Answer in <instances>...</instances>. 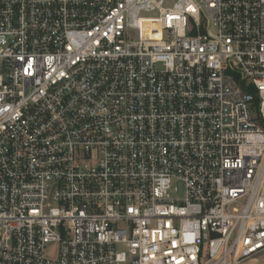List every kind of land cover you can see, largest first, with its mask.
<instances>
[{"label":"built area","instance_id":"built-area-1","mask_svg":"<svg viewBox=\"0 0 264 264\" xmlns=\"http://www.w3.org/2000/svg\"><path fill=\"white\" fill-rule=\"evenodd\" d=\"M259 258L264 0H0V264Z\"/></svg>","mask_w":264,"mask_h":264},{"label":"rangeland","instance_id":"rangeland-1","mask_svg":"<svg viewBox=\"0 0 264 264\" xmlns=\"http://www.w3.org/2000/svg\"><path fill=\"white\" fill-rule=\"evenodd\" d=\"M174 1L175 0H165V6H171ZM143 17L155 18L156 15H155V13H153V14H145V15H143ZM132 39H136V36H135L134 32L132 34ZM55 251H56V249H55L54 245L48 246L47 250H46V255L48 257H53L54 254H55ZM255 264H264V259L263 258H259L258 261Z\"/></svg>","mask_w":264,"mask_h":264}]
</instances>
